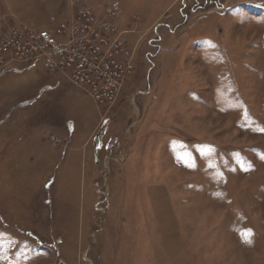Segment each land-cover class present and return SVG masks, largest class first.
Masks as SVG:
<instances>
[{"label":"rangeland","instance_id":"374dc122","mask_svg":"<svg viewBox=\"0 0 264 264\" xmlns=\"http://www.w3.org/2000/svg\"><path fill=\"white\" fill-rule=\"evenodd\" d=\"M71 1L0 0V43L115 7L131 72L0 70V264H264V0Z\"/></svg>","mask_w":264,"mask_h":264},{"label":"built area","instance_id":"2783aa9c","mask_svg":"<svg viewBox=\"0 0 264 264\" xmlns=\"http://www.w3.org/2000/svg\"><path fill=\"white\" fill-rule=\"evenodd\" d=\"M84 0H72L71 5ZM116 8L98 16L87 5L76 7L71 20L56 28L13 25L0 43V70L16 64H38L48 74L74 83L100 102H111L119 92L121 76L131 72L119 55L120 31L114 22ZM17 69V68H16Z\"/></svg>","mask_w":264,"mask_h":264},{"label":"crops","instance_id":"0c3cea01","mask_svg":"<svg viewBox=\"0 0 264 264\" xmlns=\"http://www.w3.org/2000/svg\"><path fill=\"white\" fill-rule=\"evenodd\" d=\"M167 225H170V223H167V222H164V223H163V226H167ZM166 230H167V231H172V232H173V231H176V230H173V229H171V228H167ZM170 234L174 235V233H170ZM171 245H172V246H176V245H177V240H175V239H174V240H170V241L168 242V244H165V245H164V248H167V246H171Z\"/></svg>","mask_w":264,"mask_h":264}]
</instances>
